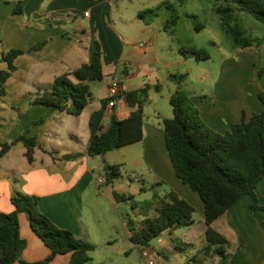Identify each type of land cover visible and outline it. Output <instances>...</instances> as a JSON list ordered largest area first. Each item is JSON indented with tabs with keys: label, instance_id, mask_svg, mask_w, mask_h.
<instances>
[{
	"label": "crops",
	"instance_id": "obj_1",
	"mask_svg": "<svg viewBox=\"0 0 264 264\" xmlns=\"http://www.w3.org/2000/svg\"><path fill=\"white\" fill-rule=\"evenodd\" d=\"M83 6L92 11L88 16L85 11L78 21ZM14 7V0H0V54L14 48L29 50L39 42L47 44L15 60L17 70L11 73L4 93L0 94V143L24 134L37 143L33 162H29L22 142L13 145L0 159V212H13L12 199L19 194L38 196L44 215L58 227L95 245L86 264H148L150 260L155 264H264V210L252 207L250 195L242 197L212 225L230 243L226 258L202 253L207 244L204 203L198 193L177 177L167 154L163 120L170 118L171 112L163 114L154 108L155 121L148 120L147 106L152 107L164 98L170 100L177 90L164 96L163 85L157 78V64L163 58L151 50L155 44L153 33L145 41L148 47L143 49L112 23L109 26L113 0H27L23 15H13ZM99 26L104 30L100 37ZM146 34L143 30L142 35ZM97 41L103 51L104 78L90 83L93 99L80 115L72 113V100L66 111L33 103L38 94L53 87L56 77L94 62ZM163 64L167 69L172 66L171 62ZM3 70H7L6 63L0 64V72ZM116 78L121 79V91H135L147 85L152 89L144 101L143 140L117 149V160L107 165H119L120 169L125 163L137 169L145 166L152 175L153 186L168 184L196 208L202 216L201 229L196 228L195 222L167 230L148 247L131 242L129 220L121 212L124 201L115 198V192L125 196L123 175L108 182L106 176L97 174V156L88 153L93 137L107 129L112 119L109 87ZM155 85H161V89L157 91ZM222 112L229 116L228 124L223 125L225 132L243 116L242 109ZM210 124L215 127L214 122ZM130 146L134 147L133 154L127 150ZM110 152L104 156L105 162ZM100 167L105 169L103 164ZM256 192L264 207V180ZM19 220L21 237L27 242L22 260L44 261L51 249L33 230L25 213H20ZM134 249L139 258L131 263L127 258L134 254ZM146 250L148 259L143 255ZM70 260L71 254L57 255L47 264H69Z\"/></svg>",
	"mask_w": 264,
	"mask_h": 264
},
{
	"label": "trees",
	"instance_id": "obj_2",
	"mask_svg": "<svg viewBox=\"0 0 264 264\" xmlns=\"http://www.w3.org/2000/svg\"><path fill=\"white\" fill-rule=\"evenodd\" d=\"M186 1L180 0L181 4ZM211 1L223 29L233 43L240 48L252 46L254 40L246 35L235 14L244 12L264 24V0ZM26 3L27 0H19L13 9V15H23ZM164 11L169 13V17L165 20L163 30L171 36L176 37V27L183 17L193 24L196 32L206 27L199 15L185 13L182 16L170 2L140 11L138 17L146 25H150ZM46 44L47 41L39 42L29 50L14 48L0 54V64H7V70L0 72V94L4 93L11 73L17 70L15 60L21 55L43 49ZM179 52L185 57L194 56L197 60L210 57L205 50L193 46L182 45ZM172 77L177 79L179 88L169 100L173 117L163 120L167 152L177 177L198 193L204 203L207 244L202 253L205 256L226 258V247L230 243L213 228V223L245 195L253 198L254 209L264 210L259 204L256 192L258 185L264 180V109L253 112L249 118L243 111L240 122L233 124L224 134L217 133L203 121L200 110L189 95L180 90L185 76ZM257 77L261 85L258 98L264 105V55H259ZM103 78V51L97 41L94 62L83 64L72 72L56 77L53 87L38 94L33 103L66 111L72 100V113L80 115L93 99L90 83L102 81ZM154 87L157 91L161 89V85ZM150 89L152 86L147 85L135 91H120L109 99L114 101L113 116L107 129L91 140L88 148L90 156L104 157L109 151L143 140L144 101ZM18 142L26 146V156L29 162H33L37 143L35 138L25 134L0 143V159ZM105 170L108 182L122 176L119 165H106ZM115 198L118 201H128L133 196L126 197L115 192ZM12 201L15 206L13 212H0V264H12L16 261L21 264H47L57 255L64 254H71L69 264H86L91 260L95 245L76 237L70 230L58 227L44 215L39 208L38 196L19 194ZM146 207L154 209L156 215L151 216L146 210L142 213L146 219L140 227L132 220L128 221L130 240L139 246L148 247L163 232L195 223L196 208L173 189L162 198L148 201ZM20 213L27 215L33 230L51 249V255L44 261L27 263L22 260L27 242L21 237Z\"/></svg>",
	"mask_w": 264,
	"mask_h": 264
},
{
	"label": "rangeland",
	"instance_id": "obj_3",
	"mask_svg": "<svg viewBox=\"0 0 264 264\" xmlns=\"http://www.w3.org/2000/svg\"><path fill=\"white\" fill-rule=\"evenodd\" d=\"M18 1L14 0L15 5ZM113 2L112 19L107 22L110 23L109 26L112 23L137 44L145 43L150 38V33H153L151 38L152 43L155 44L151 45V50H156L159 57L163 58V62L159 61L157 64L159 67L157 78L163 85L165 97L179 88L177 79L172 76L184 75L185 79L180 84V90L189 95L194 105L200 110L206 125L220 134L225 133L223 125L228 124L226 121L229 118L227 115L223 116L222 110L225 112L226 109H236V111L242 109L249 118L253 112L264 109V105L258 98L261 85L257 77L259 55H264V24L244 12H237L235 18L245 29L246 35L254 40L252 46L240 48L226 34L211 0H187L185 4H181L180 0H113ZM163 2L175 5L182 16L185 13L199 15L201 21L206 24L205 29L196 32L193 24L183 17L178 22L176 37H174L163 30L165 20L169 17L167 11L162 12L150 25H146L138 17L140 11L155 8ZM85 11L91 12L92 9L83 6L82 13L77 16L78 21H81ZM143 30L147 31L146 36L142 35ZM103 34L104 30L99 26L97 36L100 37ZM182 45L203 49L210 57L201 60H197L194 56L185 57L179 52ZM165 62H171L172 66L167 69L163 64ZM147 108L148 120L151 122L155 121L154 108H158L163 114L171 112L170 118L173 117L172 107L167 98ZM212 122L215 123V127L210 124ZM217 124L221 125V128H217ZM133 148L128 147L130 154H133ZM116 152L117 149L112 150L106 162L104 157L97 156L96 164L100 166L103 164L105 167L107 164L114 163L113 159L117 160ZM100 166L97 174L106 176V170ZM136 169L131 163H125L122 166L125 196H133V198L124 201L121 212L125 214L127 220H132L137 225L146 219L142 214L146 210L151 216L156 215L154 209H147L146 203L164 197L171 187L165 183L153 186L152 175L148 169L145 166ZM137 173H141L142 176ZM194 218L196 228L201 229L202 216L198 211ZM127 244L129 243L125 241V246ZM138 256V251L134 249V254L127 259L132 263L139 258Z\"/></svg>",
	"mask_w": 264,
	"mask_h": 264
},
{
	"label": "built area",
	"instance_id": "obj_4",
	"mask_svg": "<svg viewBox=\"0 0 264 264\" xmlns=\"http://www.w3.org/2000/svg\"><path fill=\"white\" fill-rule=\"evenodd\" d=\"M86 15H89V12H86ZM138 46L140 48L146 49L148 47V43H140L138 44ZM122 90V83H121V79L116 78L113 80V82L111 83L110 87H109V99L115 97L120 91ZM110 105L113 106L114 105V101H110ZM100 182H105V180H100ZM144 257L146 259H148L149 256V251L146 250L143 253ZM148 264H155L153 260L148 261Z\"/></svg>",
	"mask_w": 264,
	"mask_h": 264
}]
</instances>
